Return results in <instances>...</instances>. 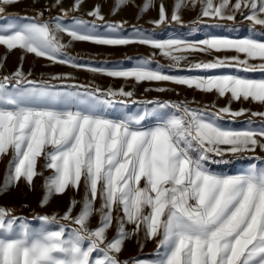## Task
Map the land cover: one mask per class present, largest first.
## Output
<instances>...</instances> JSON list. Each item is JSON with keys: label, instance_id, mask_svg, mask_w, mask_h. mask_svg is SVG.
<instances>
[{"label": "snow or ice", "instance_id": "6c2138e0", "mask_svg": "<svg viewBox=\"0 0 264 264\" xmlns=\"http://www.w3.org/2000/svg\"><path fill=\"white\" fill-rule=\"evenodd\" d=\"M18 2L0 0V13L5 12V6ZM82 2L74 0L72 7L62 10L63 16L55 21L32 18L23 23L22 18H8L0 24V46L9 52L21 49L72 67L83 65L65 52L71 42L147 45L170 57L174 61L170 67H178L180 60L186 59L171 55L173 50H231L237 55L189 67H233L264 73V41L215 36L198 42L158 40L140 30L137 38H126L115 35L123 24H110L109 31L102 34L94 23L89 26L83 19H74L71 26L61 23L69 11H78ZM187 2L201 5V17L232 21L239 13L253 25L264 26V0ZM129 3L134 4V0H113L112 14ZM61 4L62 0H56L54 6ZM152 6L153 0H144L139 12ZM185 6L186 0H174L169 16L161 3L159 19L152 23H182L179 13ZM43 15V11L37 13L38 17ZM87 15L104 20L100 4ZM61 33L67 34L69 43L61 42ZM239 54H244V58ZM254 60L259 62L250 63ZM150 63V58H140L130 68L88 70L126 81L170 82L203 92L215 91L219 97L230 94V102L243 99L264 105V78L171 75L165 74L158 64L149 67ZM117 96L132 97L133 92L124 88L53 90L44 82L28 80L22 67L0 79V158L11 154L0 194L21 179L31 185L35 177L42 175L37 171L41 157L46 161L44 167L53 170V175L45 178L41 206L69 188H84L83 199H73L63 216L38 217L44 224L59 225L58 230H33L23 218L0 207V264H129L119 259V253L124 241L137 235L141 228L146 238L157 241L156 259L136 260L134 264H264V166L250 163L246 171L235 175L217 174L208 167L214 158L227 163L230 161H224L225 156L241 158L257 149L264 152V125L258 130L226 128L218 121L225 116L239 117L245 110L232 111L228 106L191 108L185 102L157 101L159 111L113 118L105 108L112 106ZM252 115L264 118V112ZM149 119L156 123L145 127ZM255 159L264 165V157ZM78 203L80 211L73 215ZM117 209L120 215L115 218L116 233L108 240L107 232ZM94 214L99 215V223L92 229L89 221ZM126 224L134 225L132 232L126 230ZM69 225L75 227L66 234Z\"/></svg>", "mask_w": 264, "mask_h": 264}, {"label": "rangeland", "instance_id": "374dc122", "mask_svg": "<svg viewBox=\"0 0 264 264\" xmlns=\"http://www.w3.org/2000/svg\"><path fill=\"white\" fill-rule=\"evenodd\" d=\"M56 0H19L18 3L5 6V12L0 13V24H4L8 18H22L21 22H31L32 18H37L42 21L53 20L63 16L62 10H69L74 0H62L60 7H55ZM218 3L219 0H214ZM235 0H233V3ZM144 0H134L127 6L122 7L116 14H112L111 9L113 0H83L78 11H69L68 15L61 20V23L71 26L74 19H83L89 22V26L93 23L96 25V30L100 33L109 31L108 25L123 24V28L118 30L115 35L124 36L126 38H137V30L142 31L145 35L151 36L158 40L167 39H182L190 42H198L199 40L207 39L212 36L228 39H243L252 37L257 40L264 41V26L253 25L252 22L245 19L239 13L236 14L235 20H221L219 18L201 17V5L187 2L186 6L180 10L182 23L170 21L156 26L152 23L159 19V5L164 4L167 14L170 16L173 9L174 0H153V6L146 12L140 13L139 9L143 5ZM101 5V12L104 20L100 21L87 13L95 7ZM43 11V17H38L37 13ZM62 43H69L70 38L66 33L60 34ZM65 52L75 58V63L83 65V67H72L70 65L54 63L43 57H36L31 53H24L21 49L8 51L4 46H0V79L5 76H11L17 68L22 67V71L27 76L28 80L44 82L51 86L53 90L59 91H80L84 92L99 89L107 91L109 88L119 90L124 88L125 91L133 92L132 97L117 96L114 99L112 106L105 108L106 114L110 117H116L122 114L135 115L136 113L150 114L156 109V103L169 102L180 103L185 102L191 108H209L215 109L222 107H230L232 111L244 109L245 112L239 117L225 116L223 120L218 121L222 126L234 130H258L264 125V118L253 116L252 113L264 112V105L255 101H231L230 94L224 97H219L213 92H203L195 88H188L183 85H175L170 82H136L132 79L124 80L122 78H112L102 73H94L89 71V68H114L123 67L130 68L136 65L140 58H150L149 67H155L157 64L164 70L165 74L182 75V76H209V75H240L251 79L264 78V73L259 71L246 72L238 68L225 67L218 69H194L190 68L191 64L197 62H209L216 59H223L237 55L231 50H221L219 52L213 50L211 52H181L173 50L171 55L183 56L178 67H170L174 61L164 56L160 50L152 49L147 45L130 44L125 46H106L97 45L91 42H71V46L65 49ZM243 59L244 54H239ZM23 56V61H21ZM6 57V59H5ZM258 60L250 61V63H258ZM31 73V75H28ZM54 77H63L62 79H54ZM30 86V85H29ZM165 88L166 91H157V88ZM106 98V97H105ZM127 101L126 104H121L119 101ZM159 111V110H157ZM169 111V110H164ZM156 123L155 119H149L144 126L151 127ZM264 157V152L259 149L255 153H244L241 158L225 156L223 162L219 158H214V162L208 167L217 174L235 175L246 171L250 163L261 165V161L255 157ZM11 159V154L0 158V184L6 180L7 166ZM45 159H38L37 171L42 173L34 178L31 185L27 184L23 179L13 184L6 192L0 194V207L11 211L15 216L23 218L30 228L39 230L46 228L47 230H58L57 224H44L38 219L40 216H57L64 215L70 206V202L75 199L81 201L84 197V188L77 191L69 188L62 195H53L48 199L47 204L41 206V202L45 196L44 181L46 177L53 175V170L44 167ZM143 186V181L141 182ZM100 201H96L98 208ZM81 205L78 203L73 209V215L78 214ZM147 211V209H146ZM120 215L119 210L113 212V224L107 232L108 240H111L116 233V216ZM60 223L68 224L67 221ZM99 215L94 214L89 221V227L94 229L98 226ZM75 225H69L65 229L66 234L74 228ZM126 230L132 232L134 225L126 224ZM141 239V245L146 243L145 233L143 228L137 235L125 240L126 254L119 253L121 261H134L140 259L137 256L130 255L135 248V243ZM156 252L149 255H143L141 258L156 259Z\"/></svg>", "mask_w": 264, "mask_h": 264}, {"label": "crops", "instance_id": "0c3cea01", "mask_svg": "<svg viewBox=\"0 0 264 264\" xmlns=\"http://www.w3.org/2000/svg\"><path fill=\"white\" fill-rule=\"evenodd\" d=\"M135 248L131 252L130 255L137 256L140 259L138 260H153L152 258L146 259V258H141L143 255H149L151 253H154L157 251V241L154 239H146V243L144 245H141V239H139L135 244ZM126 249H125V241L122 247V251L120 254H126ZM128 254V253H127Z\"/></svg>", "mask_w": 264, "mask_h": 264}, {"label": "built area", "instance_id": "2783aa9c", "mask_svg": "<svg viewBox=\"0 0 264 264\" xmlns=\"http://www.w3.org/2000/svg\"><path fill=\"white\" fill-rule=\"evenodd\" d=\"M129 264H134L132 261H129Z\"/></svg>", "mask_w": 264, "mask_h": 264}]
</instances>
